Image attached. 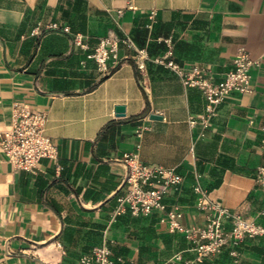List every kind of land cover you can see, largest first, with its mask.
<instances>
[{"label": "crops", "instance_id": "0c3cea01", "mask_svg": "<svg viewBox=\"0 0 264 264\" xmlns=\"http://www.w3.org/2000/svg\"><path fill=\"white\" fill-rule=\"evenodd\" d=\"M107 36L130 37L152 57L170 39L184 72L203 70L213 84L248 51L252 92L228 95L201 136L205 92L161 66L138 71L123 44L119 65L102 75L87 56ZM16 102L47 113L58 159L32 173L0 150V264H81L103 244L116 264L194 259L193 244L170 233L159 212L115 217L130 153L183 176L166 202L185 227L206 223L197 180L211 199L264 226L256 180L264 164V0H0V134L11 128ZM201 264H264V238H245Z\"/></svg>", "mask_w": 264, "mask_h": 264}, {"label": "built area", "instance_id": "2783aa9c", "mask_svg": "<svg viewBox=\"0 0 264 264\" xmlns=\"http://www.w3.org/2000/svg\"><path fill=\"white\" fill-rule=\"evenodd\" d=\"M119 17L123 15L118 12ZM152 18V16H151ZM167 50L159 56L152 57L146 48H139L130 37L123 39L107 36L87 58L96 63L102 75H109L120 63V45H126L134 54L132 60L138 71H148L149 65L161 66L171 70L190 87L203 90L207 98L206 115L201 117L203 132L211 126V118L217 107L231 93L248 95L252 92V67L256 61L248 51H241L233 61V68L227 73L224 81L213 84L203 70L194 69L185 73L183 68L173 60V47L170 39L165 40ZM75 44L86 48L83 38L77 36ZM48 117L45 111L30 105L16 102L13 105L11 128L0 134V150L5 158L17 170L35 173L44 159L57 161L58 149L46 134ZM194 126L197 121L190 120ZM143 129L137 133L142 137ZM126 174L123 185L125 194L117 198L115 217L129 211L133 216H147L153 212L160 213V223L170 233L183 235L193 244L194 259H185L182 253L176 254L165 264H201L207 258L216 257L226 246L237 248L245 238H264V226L244 218L241 214L223 207L210 198L206 189L197 180L192 189L197 195L198 208L206 212V223L203 227H185L181 220L183 214L178 207L169 208L166 198L172 192H178L184 178L175 169L141 162L138 153L124 156ZM57 169H60L58 166ZM257 182L264 190V164L259 167ZM264 214V211L262 212ZM236 256V251L231 252ZM81 264H116L111 257V250L106 244L96 246L89 255L81 258Z\"/></svg>", "mask_w": 264, "mask_h": 264}, {"label": "water", "instance_id": "95a60500", "mask_svg": "<svg viewBox=\"0 0 264 264\" xmlns=\"http://www.w3.org/2000/svg\"><path fill=\"white\" fill-rule=\"evenodd\" d=\"M124 107H118L117 108V112L119 113V115H124ZM152 119H158L159 117L155 116V115H152L151 116Z\"/></svg>", "mask_w": 264, "mask_h": 264}, {"label": "trees", "instance_id": "16d2710c", "mask_svg": "<svg viewBox=\"0 0 264 264\" xmlns=\"http://www.w3.org/2000/svg\"><path fill=\"white\" fill-rule=\"evenodd\" d=\"M151 66H152V65H149V67H148V68H149V69H151Z\"/></svg>", "mask_w": 264, "mask_h": 264}]
</instances>
